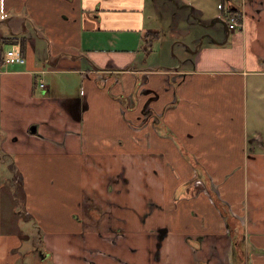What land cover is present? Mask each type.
Returning a JSON list of instances; mask_svg holds the SVG:
<instances>
[{
	"label": "crops",
	"instance_id": "0c3cea01",
	"mask_svg": "<svg viewBox=\"0 0 264 264\" xmlns=\"http://www.w3.org/2000/svg\"><path fill=\"white\" fill-rule=\"evenodd\" d=\"M0 36V264L23 216L45 264H264V0H0Z\"/></svg>",
	"mask_w": 264,
	"mask_h": 264
},
{
	"label": "rangeland",
	"instance_id": "374dc122",
	"mask_svg": "<svg viewBox=\"0 0 264 264\" xmlns=\"http://www.w3.org/2000/svg\"><path fill=\"white\" fill-rule=\"evenodd\" d=\"M169 6L170 4H168V2H157L155 4H153V12H152V17L154 19H162L163 17H169L170 12H169ZM158 9V11H157ZM182 13V12H180ZM154 23V20H151V25ZM241 28H238L236 30H239ZM167 36H161V39H156L154 44H152V46L149 47V49H147L149 52L148 54H144L143 58L145 60V66L148 67H153L155 65H157V63H159V57L161 56V54L164 53V51L162 49L159 50V47L162 45H167L168 43V38L165 39ZM17 45L15 44H9V43H4L2 45V52H5L9 49H13L16 48ZM153 48V49H152ZM173 53V50H167V55L168 57L173 58V56H171L170 54ZM107 76V75H106ZM142 78H140L141 80ZM4 153L2 151H0V161L5 163L6 166L2 168V170H5L8 172L9 175H12V170L8 168L7 166V160L5 158V156L3 155ZM1 184L3 183H7V182H3L0 181ZM196 183L198 184L199 187H201L203 190L204 189V185L203 182L200 181V179L198 178L196 180ZM20 194H22V192L20 191V193H17L16 196H19ZM23 207V203L20 204V209ZM33 220L31 218H27V217H21L18 219L17 221V227L20 228L23 231L24 237L28 236V237H32V239H34V243H32V239L30 240V238H28L27 240L22 241L21 243V259L18 258L17 263L16 264H45L43 263L44 261H40L42 260V256H40V253H42L43 249V244L40 241L39 242V238L38 235L39 233H41V230L38 229L37 226H33ZM43 233V232H42ZM40 236V235H39ZM41 237V236H40ZM236 248V247H235ZM234 249V248H233ZM236 252V249H234ZM25 255V259L22 262V255ZM242 254V252L240 253ZM18 255V254H17ZM234 255V252H233ZM19 257V256H17ZM46 264H50L49 262H47ZM240 264H245V262L243 261L240 262Z\"/></svg>",
	"mask_w": 264,
	"mask_h": 264
},
{
	"label": "built area",
	"instance_id": "2783aa9c",
	"mask_svg": "<svg viewBox=\"0 0 264 264\" xmlns=\"http://www.w3.org/2000/svg\"><path fill=\"white\" fill-rule=\"evenodd\" d=\"M225 19L229 30L241 28V17L236 11L227 13ZM3 62L8 65L22 64L25 62V58L19 48H13L4 52ZM40 86H43V84L41 83Z\"/></svg>",
	"mask_w": 264,
	"mask_h": 264
},
{
	"label": "trees",
	"instance_id": "16d2710c",
	"mask_svg": "<svg viewBox=\"0 0 264 264\" xmlns=\"http://www.w3.org/2000/svg\"><path fill=\"white\" fill-rule=\"evenodd\" d=\"M0 58H1V44H4V43H9V44H14L15 43V39L13 37H8V36H0ZM19 48L21 50V52L24 50L25 48V37H22L19 39Z\"/></svg>",
	"mask_w": 264,
	"mask_h": 264
},
{
	"label": "water",
	"instance_id": "95a60500",
	"mask_svg": "<svg viewBox=\"0 0 264 264\" xmlns=\"http://www.w3.org/2000/svg\"><path fill=\"white\" fill-rule=\"evenodd\" d=\"M40 255H41V253H40Z\"/></svg>",
	"mask_w": 264,
	"mask_h": 264
}]
</instances>
